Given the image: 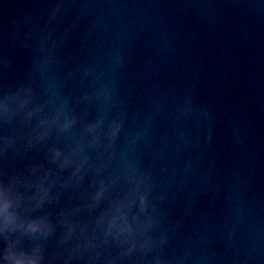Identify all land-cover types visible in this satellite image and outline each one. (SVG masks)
Returning <instances> with one entry per match:
<instances>
[{
	"label": "water",
	"instance_id": "water-1",
	"mask_svg": "<svg viewBox=\"0 0 264 264\" xmlns=\"http://www.w3.org/2000/svg\"><path fill=\"white\" fill-rule=\"evenodd\" d=\"M40 84L76 120L49 141L73 163L33 161L65 185L57 264H264V0H15L0 100L29 101L21 129ZM137 170L148 204L102 191Z\"/></svg>",
	"mask_w": 264,
	"mask_h": 264
},
{
	"label": "clouds",
	"instance_id": "clouds-1",
	"mask_svg": "<svg viewBox=\"0 0 264 264\" xmlns=\"http://www.w3.org/2000/svg\"><path fill=\"white\" fill-rule=\"evenodd\" d=\"M4 89L9 95L0 100V128L3 129L0 135V264H57L68 252L67 248L61 251L68 235L63 231L66 227V221L61 219L63 214L54 216L51 209L59 198L58 189L65 185L59 184L58 179H50L51 169L41 174L42 166L33 161L43 154L50 164H58L60 168L73 163L75 153H62L50 146L49 141L53 133H69L76 120L70 102L64 97L62 105L57 107L55 96L45 98L46 88L40 84L41 102L27 113L26 119L30 121L35 113H43L44 118L21 129L19 118L29 101L18 102L16 96L11 95L13 88ZM114 136L115 133L108 136L105 148L111 147ZM83 166L81 163L77 171ZM111 177V183L102 187L108 196L115 197L121 205L130 197L139 198L142 205L147 200L148 204L149 191L143 186L146 173L137 170L135 176ZM145 209L146 206L142 211ZM109 224L117 227L118 219L113 218ZM120 232L124 234V243L135 242L140 235L131 226ZM166 240V235L160 237L161 243ZM141 246L147 247V240ZM68 259H72V254H68ZM63 264H68V260H63Z\"/></svg>",
	"mask_w": 264,
	"mask_h": 264
}]
</instances>
